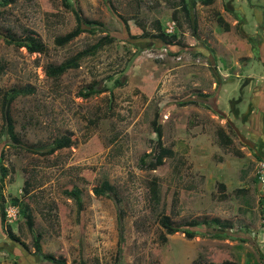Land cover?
Listing matches in <instances>:
<instances>
[{
    "label": "rangeland",
    "instance_id": "obj_1",
    "mask_svg": "<svg viewBox=\"0 0 264 264\" xmlns=\"http://www.w3.org/2000/svg\"><path fill=\"white\" fill-rule=\"evenodd\" d=\"M185 1L190 18L181 0H0V264H51L46 254L80 264L81 242L85 264H264V109L245 107L251 87L264 85V0ZM2 32L44 48L31 53ZM106 35L77 68L46 73ZM246 82L238 112L232 100ZM157 124L174 156L146 168ZM62 136L70 146L41 153ZM102 181L117 201L94 193ZM73 187L79 207L64 193ZM8 208L16 215L7 220ZM163 215L232 227L202 224L189 238L166 234Z\"/></svg>",
    "mask_w": 264,
    "mask_h": 264
},
{
    "label": "trees",
    "instance_id": "obj_2",
    "mask_svg": "<svg viewBox=\"0 0 264 264\" xmlns=\"http://www.w3.org/2000/svg\"><path fill=\"white\" fill-rule=\"evenodd\" d=\"M64 6L66 8H70L69 3H64ZM181 8H182L184 14L187 15L188 18H190L188 5H187V2L185 0H181ZM72 12L75 15L76 21L78 23H80L81 19L79 17L78 11L75 9H72ZM191 21H192V29L195 30L196 25H197L195 17L192 18ZM1 34L4 38V40L6 41V43L14 44L18 47H24L27 49V51H29L31 53L40 52L44 48L43 43L39 39H37L35 36L26 35L22 39H16L6 32H2ZM108 43H110V39H109L108 35H106L105 37L100 39L96 44H94L89 49H84V50L78 52L74 57H71L70 59L65 60L64 62L60 63L59 65L48 67L46 69V73L49 76L56 77V76L63 74L65 71H67L69 69H75L79 66V60H81L85 56L94 55L98 48H100L102 45L108 44ZM116 83L118 85L122 84L119 81H116ZM97 92H98V89H90L87 94L90 95L92 93H97ZM195 103H196L195 100H187V101L181 102V105H188V104H195ZM211 105L215 109V101L211 100ZM6 132L9 135L10 140L14 144L22 147L18 138L16 137L15 133L13 132V127L10 124H8L6 126ZM156 133H157V138L154 140V145H153V149H152V151L154 153L153 154L148 153L140 159V162L146 168L160 167L164 163V161H163L164 158H166V157L171 158L174 156V151L171 148L166 147L161 140V126H160V124H157V126H156ZM228 142H229V139L227 140V143ZM70 144H71L70 138L67 136H62V137L54 140L53 145L47 151H43L41 153L45 154V155L51 154L55 150L70 146ZM149 156H152L151 157L152 159L148 163H145L146 158ZM6 174H7V169L4 166H0V186H2V181H3L4 177L6 176ZM219 185H220V189L225 188V186L223 184L220 183ZM243 190L244 189L240 188V189H236L235 192L236 193H240V192L242 193ZM150 191L152 193V197L156 201H158L157 183L153 179L150 181ZM64 193L67 196L72 197L74 199L77 207L80 206L81 192L78 188L73 187L71 189H66V190H64ZM94 193L97 195L103 194V193L104 194L110 193L113 196V198L116 200V195L114 193V189L107 181H102L100 186L94 189ZM1 196L2 195H0V198H2ZM221 196H222V198H225L226 194L222 193ZM27 211H28V209L26 206V207H24V211H23L24 215H26V216H27ZM0 214H1V220L4 221L5 212H4V204L3 203H1V205H0ZM119 220H121V217H119ZM159 223H160V226L165 230L166 234H174L176 232H183L184 235L186 237H189V238L196 235V231L191 230L190 228L197 227V226L202 225V224H204V225H216L221 229H230L232 227V224L230 222L220 221L217 218H213L210 220H201V221L193 219L190 221H186L182 224H177V223H173L168 215H163L160 218ZM4 225L6 227L8 237L11 240L20 242L19 238L11 233V225L8 223H4ZM120 240L122 241V235L121 234H120ZM163 240H166L165 236L163 237ZM80 248H81L80 253H79L80 264H85L84 263L83 243L82 242L80 243ZM37 249H39L38 244H37ZM262 256L264 258V255H262ZM43 258L46 259L51 264H66L64 259L57 258L51 254L43 255ZM222 264H236V263L233 261H230V260H225L222 262Z\"/></svg>",
    "mask_w": 264,
    "mask_h": 264
},
{
    "label": "crops",
    "instance_id": "obj_3",
    "mask_svg": "<svg viewBox=\"0 0 264 264\" xmlns=\"http://www.w3.org/2000/svg\"><path fill=\"white\" fill-rule=\"evenodd\" d=\"M259 10L258 9H256L255 10V13H256V18H258V16H259ZM262 52H263V55H262V59L264 60V50H262ZM244 76V75H243ZM250 76V75H249ZM249 76H246V80H247V77H249ZM245 82V81H244ZM251 83H249V82H246L245 84L243 83L242 85H241V87H240V89H241V92H242V94H241V96L239 97V99H235V98H233V100H232V106H234L235 107V109L237 110L238 109V112H240L241 111V108H239V103H240V101H242L243 99H242V96H243V93H244V91H245V89H249V85H250ZM215 85V86H214ZM208 86H210V85H208ZM212 86V87H211ZM211 86L209 87V88H207V87H205V89L206 90H213V89H215L216 90V88H218V86H217V84L216 83H214V82H212L211 83ZM217 86V87H216ZM251 86V85H250ZM256 85H254V87H251V92H252V95L250 96V103L252 104V105H246L245 107H247V108H249L250 106H254V109H255V111H256V113H259L260 112V110H262V108L264 107V85H261V86H256ZM222 87V86H221ZM219 95V94H218ZM217 97V96H216ZM219 98V101H216L217 103L216 104H218L219 106H220V101H222V96H218ZM238 104V105H237ZM263 111V110H262ZM237 112V113H238ZM247 112V111H246ZM246 112L245 113H240V114H242V116H244L243 114H246ZM244 118V117H243ZM233 120V119H232ZM229 122V121H228ZM231 124V123H230ZM264 126V123H261V126ZM234 128V127H233ZM259 128H261V127H259ZM258 128V129H259ZM263 140H264V137H263Z\"/></svg>",
    "mask_w": 264,
    "mask_h": 264
},
{
    "label": "built area",
    "instance_id": "obj_4",
    "mask_svg": "<svg viewBox=\"0 0 264 264\" xmlns=\"http://www.w3.org/2000/svg\"><path fill=\"white\" fill-rule=\"evenodd\" d=\"M260 166L263 167V164L260 165ZM262 169H264V168H261V170H258V172H259V179H261L262 182H264V171ZM15 215H16L15 208H8L6 210V219L7 220L10 219V218H12V217H15Z\"/></svg>",
    "mask_w": 264,
    "mask_h": 264
},
{
    "label": "water",
    "instance_id": "obj_5",
    "mask_svg": "<svg viewBox=\"0 0 264 264\" xmlns=\"http://www.w3.org/2000/svg\"><path fill=\"white\" fill-rule=\"evenodd\" d=\"M245 143L248 144L249 146H253V143H251L250 141H245Z\"/></svg>",
    "mask_w": 264,
    "mask_h": 264
},
{
    "label": "flooded vegetation",
    "instance_id": "obj_6",
    "mask_svg": "<svg viewBox=\"0 0 264 264\" xmlns=\"http://www.w3.org/2000/svg\"><path fill=\"white\" fill-rule=\"evenodd\" d=\"M262 109H264V107Z\"/></svg>",
    "mask_w": 264,
    "mask_h": 264
}]
</instances>
